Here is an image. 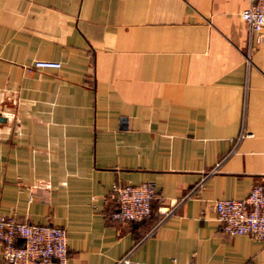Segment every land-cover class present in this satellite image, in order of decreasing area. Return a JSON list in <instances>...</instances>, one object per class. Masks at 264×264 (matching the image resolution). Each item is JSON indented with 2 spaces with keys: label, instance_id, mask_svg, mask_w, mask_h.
<instances>
[{
  "label": "crops",
  "instance_id": "0c3cea01",
  "mask_svg": "<svg viewBox=\"0 0 264 264\" xmlns=\"http://www.w3.org/2000/svg\"><path fill=\"white\" fill-rule=\"evenodd\" d=\"M244 6L0 0V214L63 228L67 264H264V238L213 208L264 183V27ZM143 181L149 216L108 223L111 184Z\"/></svg>",
  "mask_w": 264,
  "mask_h": 264
},
{
  "label": "built area",
  "instance_id": "2783aa9c",
  "mask_svg": "<svg viewBox=\"0 0 264 264\" xmlns=\"http://www.w3.org/2000/svg\"><path fill=\"white\" fill-rule=\"evenodd\" d=\"M240 18L252 31L264 27V0H244ZM53 60L37 59L33 67L56 68ZM113 208L106 215L108 223L139 221L150 214V201L155 192L151 182L137 184L113 182L109 193ZM219 229L229 235L248 234L264 238V183H254L240 198H218L213 201ZM165 208L160 212L165 215ZM19 241V242H18ZM124 264L134 262L126 257ZM0 264H67L66 234L63 228L29 222H17L0 214ZM184 264H195L186 262Z\"/></svg>",
  "mask_w": 264,
  "mask_h": 264
}]
</instances>
